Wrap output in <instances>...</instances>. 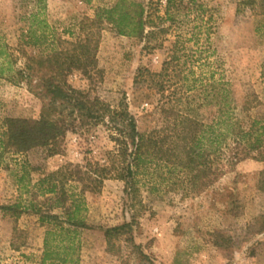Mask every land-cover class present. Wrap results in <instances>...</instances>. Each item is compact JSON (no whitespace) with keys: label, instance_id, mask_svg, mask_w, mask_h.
I'll return each mask as SVG.
<instances>
[{"label":"rangeland","instance_id":"374dc122","mask_svg":"<svg viewBox=\"0 0 264 264\" xmlns=\"http://www.w3.org/2000/svg\"><path fill=\"white\" fill-rule=\"evenodd\" d=\"M117 1L0 0V264H42L47 249L53 264H264V0H184L168 19L164 2L141 0L154 22L144 36L105 23L88 76L66 78L111 109L125 101L140 130L172 136L173 146L179 116L204 124L207 84L229 82L239 148L251 151L213 157L209 187H192L162 162L142 165L136 197L125 182L97 183L95 168L114 150L108 117L69 128L51 149L4 151L6 119L41 115L42 102L18 71L28 58L85 39V19ZM81 114L91 116L76 111L77 124ZM78 169L89 174L83 182ZM71 216L85 227H71Z\"/></svg>","mask_w":264,"mask_h":264},{"label":"trees","instance_id":"16d2710c","mask_svg":"<svg viewBox=\"0 0 264 264\" xmlns=\"http://www.w3.org/2000/svg\"><path fill=\"white\" fill-rule=\"evenodd\" d=\"M192 1L194 0H189V3ZM250 1H246L245 4L251 5L255 0L251 3ZM160 2H164L166 19L171 18L172 8L186 4L184 0H157L158 4ZM105 23L112 25L121 35L142 38L146 26L154 22L148 17L143 1L118 0L110 9H99L94 19H85L81 24L83 32L88 30L85 39L67 42L66 48L55 51L45 58H28L24 68L18 71V80L26 83L42 102L41 115L39 119H6L4 151L24 154L36 148L51 149L65 136L69 128H83L92 120L99 124L108 117L107 128L111 132L114 150L107 153L105 166L95 168L93 174L97 177V183L101 184L103 180L109 179L125 182L129 194L136 197L139 192L136 177L142 165L162 162L167 166H174L187 176L188 184L192 187L199 184L200 187H209L212 176L216 173L213 157L216 161H222L224 157L237 160L243 153L248 154L251 151L239 148L243 136L237 138L235 135V130L241 127V122L231 115L235 103L231 84L229 82L207 84L206 122L199 124L196 118L180 115L178 121L181 130L175 134L174 138L177 140L173 146L172 136H154L153 132L140 130L125 101L111 109L98 98L88 100L84 93L67 84L66 78L69 74L77 71L88 76V69L94 67L99 33ZM85 108L89 110L91 116L81 114L80 123L77 124L75 112ZM162 113L165 120H168L167 115L170 112L168 114V111L163 109ZM198 127H201L199 131ZM252 128L253 125L250 129ZM167 129L170 128L167 126ZM242 134L248 135L246 132ZM231 142L233 146H237L236 151L235 148L231 149ZM244 145L248 149H253L251 148L253 145L248 142ZM59 174L61 173H52L48 177L54 178ZM77 174L81 182L84 181L83 177L89 176L81 169H78ZM258 221L264 224V217ZM68 222L71 227H85L84 222L74 216L69 217ZM112 233L107 230L106 238L110 239ZM42 264H53L48 249L43 256Z\"/></svg>","mask_w":264,"mask_h":264}]
</instances>
